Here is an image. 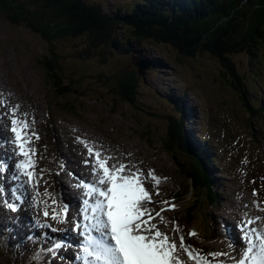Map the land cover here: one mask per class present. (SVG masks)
Listing matches in <instances>:
<instances>
[{"label": "rangeland", "instance_id": "obj_1", "mask_svg": "<svg viewBox=\"0 0 264 264\" xmlns=\"http://www.w3.org/2000/svg\"><path fill=\"white\" fill-rule=\"evenodd\" d=\"M87 1L100 4L105 12H112L116 9V6L123 8L128 3V0ZM122 32L127 33L124 29L120 30V33ZM143 44L147 49L152 47V49L148 50L147 58L159 59L165 57L167 59L165 61L171 66L167 69L159 70V72L155 69L145 73V80H150L151 82L145 87H139L136 106H130L126 103H121V101H116L118 102L116 104L114 97L111 96V100L104 96L111 92L112 86L108 83L104 84L103 79L99 78V76H102L104 73L102 71L108 65L103 64L98 68L95 65L90 66L86 61L74 57L72 58L79 63L73 59L67 60V68H65V73L70 74V77L74 78L68 79L66 77V79H63L61 77L64 83L70 82L72 84L74 92L66 95L63 99H59L55 91L58 88L56 83L53 80L49 82L46 79V73L41 64L44 56H49L51 50L56 49L53 43H49L43 36L31 32L24 26L11 24L7 17L0 13V102L5 103L8 96V114H10V109L16 107L20 116L19 119H26L30 129L39 136L38 140L34 139L32 148L35 153L33 159L36 162V172L43 171V178L38 181L41 193L48 190L52 193L53 198L54 190L57 188L58 191L60 185L64 186L69 182L66 177V169H64V173L61 172L59 175H57L58 172L54 169L55 164L58 163V155L55 154L52 160L44 155L47 140L45 132L49 130L51 132V134L49 133L50 136L55 137L56 140H60L62 149L66 151V154L72 153L74 156L79 154L78 157H82L77 147L78 145L80 147L84 146L81 141H86L88 146L94 149H101V146H103L102 151L105 155L112 157L111 161L118 159L120 160V164L124 163L134 168H142L145 164L148 166L152 165L155 166L154 170L156 173L157 167L160 168L167 177L165 184H168V186H166V189L161 188L163 187V183L161 182L158 188L160 195H154V199L157 201L169 200L173 190V187L169 185V178L181 185L186 183L179 176L178 163L173 159L175 156L168 153L162 142V138L167 134L169 128L167 117L172 114L177 115L176 110L162 100L164 97H161L165 96L166 93H171V91H175L176 96H179L185 89L193 90L192 94L194 96L188 94L185 99L188 102L187 105L191 107L193 103H196L202 106L205 120L208 124L213 126L218 132H224L226 129L225 134H229L230 140L233 142L235 141L234 134L239 135L237 138L241 142H249L251 138L250 125L244 118L245 113L243 108L239 103V99H235L232 92L226 89L225 85L217 79L216 65L219 66V64L214 58L203 53H198L194 58H183L181 61L176 62L175 59L167 57L168 55L174 56L175 51L173 49L175 48L173 46V48L167 45L154 46L149 42L148 44L145 42ZM54 45H57L58 50L63 54L69 53L70 55H74L76 52V46H71L64 42H55ZM144 53L146 54L147 52L144 51ZM234 59L239 63L241 60L242 62L247 61L241 55L234 57ZM165 61L162 62L167 64ZM240 67L243 70L245 69L243 65H240ZM82 68L91 70L93 74L87 76L86 79L80 78L88 74ZM103 78L107 82L106 78ZM72 80L84 84L86 80L85 89L82 90L79 86L76 87L78 84L72 82ZM96 93L98 94L96 95ZM99 93L101 94L99 95ZM191 96L194 98H190ZM67 102L69 105L74 106L75 110H72L71 107H64ZM1 105L3 106V104ZM202 108L200 107L201 112ZM181 110L185 111V107L182 105H180ZM25 114L27 115L25 116ZM5 118L6 116H4ZM10 119L8 117V121ZM182 120L184 122L181 125V132L184 134L186 131L187 115H183ZM205 128L206 124L204 119H202V130L204 131ZM207 131H209L208 127ZM256 133L260 136L257 130ZM71 139L72 145H67ZM237 145L236 143L235 146L239 147ZM189 146H192L191 143ZM240 154L242 153L240 152ZM260 164L258 160H253V164L242 168L243 173L236 177L233 184L227 183L224 188L221 187V192L225 190L226 193L229 192L230 196L233 193L239 192L251 195L253 198V209L257 211V215L264 217V199L252 194L253 190H256L258 193H264V171L261 172L264 164ZM116 166H119V164L117 163ZM218 169L223 172L221 173V177L225 176L226 181L230 182L232 178L231 173L225 174L222 161L219 163ZM143 171L146 174L147 168L146 170L143 169ZM215 176L218 177L217 175ZM148 181L154 194L157 190L154 182L150 178ZM31 192L34 194L32 189ZM229 202L231 204L230 199ZM256 202L262 205L263 211ZM230 204L227 206L228 212L231 209ZM25 206H29V202L23 205V207ZM222 206V208H225L226 204ZM161 207L167 206L157 203L153 211L158 212ZM7 210L6 207L0 209V215H6ZM49 211H51L50 207ZM34 212L33 216H39L38 219L43 222V208L41 207L39 211L35 208ZM221 213L224 214V211H221ZM233 213L241 221H247V216L241 212ZM5 218L2 217L1 222H5L6 224ZM256 218L254 216L251 220L256 221ZM174 222L176 220L170 207L164 211L163 219L156 221L160 226V230L170 236L173 235ZM258 222L262 223L260 217ZM51 223L54 225L53 221ZM197 224H199V220ZM184 225L183 221L180 228L185 233L186 243L198 250H200L198 248L200 246L204 254L213 252V249L209 247L213 246V239L209 242L197 239L196 236L190 237L187 235L188 231ZM0 233L3 235L4 231L2 230ZM29 233L34 236H38L39 234L33 227ZM2 235H0V248L3 249L2 251L9 248L8 243L14 244L16 241L18 242L22 239L21 237L15 240L11 236L9 240V236L11 235L9 233V235H5L8 236L7 240V237L1 238ZM176 240L179 243L178 234L176 235ZM23 245L25 246L23 250L19 247L16 251H13L11 255L12 259L21 264H30V253L33 250L37 253L45 244L44 239L41 238L37 242H32L31 240L29 243H23ZM8 250L11 251V249ZM184 258H186V254H184ZM6 259V257L0 254V264H4Z\"/></svg>", "mask_w": 264, "mask_h": 264}, {"label": "trees", "instance_id": "obj_2", "mask_svg": "<svg viewBox=\"0 0 264 264\" xmlns=\"http://www.w3.org/2000/svg\"><path fill=\"white\" fill-rule=\"evenodd\" d=\"M247 1L251 3L241 4L242 0H128L125 7L116 6L112 12H105L100 5L87 0H0V13L11 24L24 26L53 43L56 49L53 48L49 56L45 55L41 64L46 79L56 83L59 99L74 92L72 84L64 83L61 78H73L65 73L67 58L71 56L98 67L103 64L111 67L112 70L102 71L100 77L106 78L104 84L112 86L115 103L121 101L136 106L143 78L135 69L126 68L127 56L133 53L131 43L138 50L148 51L152 47L147 49L143 43L151 42L157 46H173L174 56L167 57L176 62L194 58L198 53L214 58L219 64L216 65L217 79L226 89L235 92L234 97L238 96L243 111L252 113L256 103L247 98L246 76L231 59L232 55L242 53L248 64L257 63L261 70L264 69V0ZM121 29L127 33H120ZM55 42L76 46L75 54H63ZM72 82L80 85L79 81ZM249 89L253 94L252 87ZM172 105L180 111L179 103ZM64 107L75 110L68 102ZM169 121L162 142L171 155H176L181 176L190 175L192 180V183H185L184 189L175 187L172 192L178 203L186 200L185 211L191 216L195 208L203 205L206 208L208 203L218 201L221 191L215 185L216 178L209 173V165L204 166L201 158L197 159L187 149L181 120L173 115L169 116ZM48 143L51 152L53 145L49 138ZM207 152L209 159L215 160L214 153ZM189 195L191 199L186 198ZM208 216L206 214V219ZM200 217L192 218L189 223L195 224ZM175 218L183 219L178 213ZM207 235L206 230L203 238Z\"/></svg>", "mask_w": 264, "mask_h": 264}, {"label": "snow or ice", "instance_id": "obj_3", "mask_svg": "<svg viewBox=\"0 0 264 264\" xmlns=\"http://www.w3.org/2000/svg\"><path fill=\"white\" fill-rule=\"evenodd\" d=\"M12 113L10 131L13 138L0 140V145H11L8 151L12 153L7 160L0 158V176H7L11 182L0 185V209L6 207L10 213H17L29 199L31 206L38 211L43 208V222L38 218L30 221L34 230L47 241L44 245L47 255L41 264H49V258L67 259L61 257L60 253L73 247L71 240L67 239L73 234L78 242L75 245V255L68 260V264H186L184 254L194 264H223L218 258L224 256H228L232 264H264V233L251 227L254 222L259 221V217L256 221L249 219L237 223L242 243L237 246L229 241L232 249L230 253L216 251L204 254L186 243L185 233L178 223L174 222L171 236L160 230L156 221L162 220L164 211L169 207L174 209L175 204H170L168 200L154 199V195H160L158 188L161 184V178L154 169H149L145 174L142 169L130 172L124 163L114 166L110 163L112 157L102 151L103 146L101 149H94L86 141L81 143L86 148L88 158L82 162L91 167L93 182L79 179L75 185L78 189H84V198L76 215L71 216L72 203L53 199L48 190L43 193L39 191L38 181L43 178V171L36 172L32 148L34 139L38 140L39 136L30 129L26 119L16 117V108L12 109ZM14 157L21 159L13 164ZM61 167L66 168L67 162ZM10 169L13 170L8 175ZM59 174L58 172L57 175ZM69 175L76 177L75 172L70 171ZM149 178L157 189L154 194L145 186ZM28 187L34 192L30 197L26 195ZM252 194L259 195L256 190ZM157 203L167 207L154 212ZM13 219L15 223H20ZM49 220L59 225H71V228L53 227ZM222 225L226 235L227 225L224 222ZM3 231L11 234L9 240L12 235H16V229L11 224ZM49 233H62L64 238L51 237ZM177 234L179 243L176 240ZM187 235L194 237L196 233L191 231ZM24 239L35 240L36 237L25 232ZM24 247L20 244L21 250ZM30 256H35L34 250ZM30 264H36V261L31 260Z\"/></svg>", "mask_w": 264, "mask_h": 264}, {"label": "bare ground", "instance_id": "obj_4", "mask_svg": "<svg viewBox=\"0 0 264 264\" xmlns=\"http://www.w3.org/2000/svg\"><path fill=\"white\" fill-rule=\"evenodd\" d=\"M1 104H3V106ZM7 106H8V96H7V101L5 103L0 102V130H1V132H3L4 130L5 131H10V128H11V123H10L11 119L8 121V117L12 118V115H13L12 109L13 108L10 109L11 110V111H9L10 114H8ZM22 114H23V112H22ZM15 115L19 119L20 116L18 114V109L17 108H16ZM4 116H6L5 119H4ZM198 121L201 123V120H200L199 117H198ZM47 131L48 130H46V132ZM190 134H191V131H190ZM71 135H73V134H71ZM187 138H189V135L187 136ZM4 139L11 140L12 139V134L10 136H8V137H6V136L5 137H0V140H4ZM54 141L57 142L58 155L60 156L61 159L65 158L66 161H67V167L66 168H62L61 171L63 173L64 169H66V174H67L69 180L72 181L71 182L72 185L70 187L71 189H69L67 186L66 187L62 186L57 191V188H56L54 190L53 199H56L58 201L67 200L68 202L72 203L73 204V209L70 211V214H71V213H73V211L75 212L77 210L78 206L82 202V199L84 198V196H83L84 190L82 188H80V190H79L78 188L75 187V185L79 182V179H82L83 176H85L84 171H86V173H88V172L91 173V167L90 166H86L82 162V161H84L85 159L88 158L85 146L80 147L78 145L79 148L76 146L77 149L80 152V156H82V157H78L79 154L77 156H74L72 153L71 154H63L62 151H61L62 143L60 142V140H56L54 138ZM68 143L69 144H67V145H72V139ZM2 146L3 145H0V158H3L5 160H7L8 156H7L6 152H4L5 151L4 146L3 147ZM7 147H11V145H8ZM19 159H21V158L20 157H14L13 161L17 162ZM110 163L113 164L114 166H116L117 163L120 164V160L116 159V161H110ZM127 166H128V169H129L130 172H134L137 169H142V170L145 169L146 170V168H147V170H149V169H154L155 168V166H152V165L148 166L147 164L143 165L142 168H134L131 165H127ZM54 169L57 171V170H59V167L57 165H55ZM12 170L13 169H10V172L8 173V175L11 174ZM70 171L71 172H75L76 173V177H71L69 175ZM221 173H223V172H221ZM156 174H157L158 177L161 178V182L163 184H165V181H166L167 177L164 175V172L162 170H160V168L157 167V173ZM166 175H168V174H166ZM54 178H56V177H54ZM169 179L170 180L168 182H170L169 185L171 187L177 185V183L172 181L171 178H169ZM10 183L11 182L7 178V176H0V185L10 184ZM145 186L151 188L150 182L148 181ZM166 186H168V184ZM166 186H164V189L166 188ZM21 191L23 192V188H21ZM28 191H30V192L28 193ZM28 191H27V194H26L28 197L33 195L32 192H31V188L30 187H28ZM244 199L247 201L246 204H248L251 201V198L248 195H244ZM28 202H29V206L23 207L22 210L17 212V213L7 212L6 215H0V232L3 229L7 228L9 224H11L12 227L16 229V235H12L13 239H20L24 235L25 229L29 228L30 226H32L30 221L33 220L34 218H39V216H35V217L33 216V212L35 211V208L31 206V200L30 199H29ZM256 203L260 207V209L262 210V205L260 203H258V202H256ZM26 207H28L26 209L27 211L24 212ZM50 210H51V207H50ZM242 212L246 216H248L249 218L254 217L256 215L255 211H249V210L245 209L244 207H242ZM34 214H35V212H34ZM259 216L262 219V223L259 224L258 222H254L251 226L261 230V227L264 224V217H262V215H259ZM2 217H6L5 218L6 224H5V222H1L2 221L1 220ZM13 218H15V220H19L20 223H15ZM49 222L51 223V220H49ZM66 227L67 228H71V225H62V229L66 228ZM229 227H231V225H229ZM58 228H59V226H58ZM53 234H54L55 238H64L62 233H60L59 235H57L56 233H53ZM67 239L71 240V242L73 244V247L68 249L67 251H62L60 253L61 257H66L67 259H61V258L57 257L55 260H51V264H68V260L71 259L73 257V255H75L74 254L75 245L78 242L77 237H75V235L73 234L72 236L67 237ZM229 241L235 243L237 246H240L241 243H242L241 241L238 240L237 235L234 233V234H232V240H229L227 238H224V239H221V240H217V241H215L213 243V246H209V247L212 248L214 250V252L220 251V252L230 253L232 251V249L229 246ZM219 259H222V261H224V262L225 261L226 262H231L232 261L231 259H229L228 256L220 257Z\"/></svg>", "mask_w": 264, "mask_h": 264}, {"label": "water", "instance_id": "obj_5", "mask_svg": "<svg viewBox=\"0 0 264 264\" xmlns=\"http://www.w3.org/2000/svg\"><path fill=\"white\" fill-rule=\"evenodd\" d=\"M132 65L138 67L139 74L143 73V70L148 68L149 64L147 62H143L138 58L133 59Z\"/></svg>", "mask_w": 264, "mask_h": 264}]
</instances>
